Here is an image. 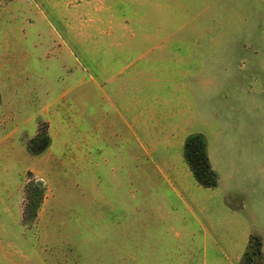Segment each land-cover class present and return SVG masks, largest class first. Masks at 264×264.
I'll return each mask as SVG.
<instances>
[{"label": "rangeland", "instance_id": "rangeland-1", "mask_svg": "<svg viewBox=\"0 0 264 264\" xmlns=\"http://www.w3.org/2000/svg\"><path fill=\"white\" fill-rule=\"evenodd\" d=\"M0 264H264V0H0Z\"/></svg>", "mask_w": 264, "mask_h": 264}, {"label": "trees", "instance_id": "trees-1", "mask_svg": "<svg viewBox=\"0 0 264 264\" xmlns=\"http://www.w3.org/2000/svg\"><path fill=\"white\" fill-rule=\"evenodd\" d=\"M198 143L200 145V151L197 154V156L199 158V156H203L204 155V153H203L204 143H202V141L201 142H198ZM186 155L188 157L189 156V153L186 152ZM188 160L190 161L191 169L193 171V174H194L195 178L198 180V182L200 184H203L205 186H210V187L216 185L215 179H213L211 182H209V181L205 182L206 180H204V178L206 177L207 174L208 175H212V172L209 169V167H208L207 164L206 165L204 164V166L200 168V166H199L200 164L199 163L198 164H195L190 157H188ZM204 160L206 161L205 158H204ZM255 251H256V253L258 255H261L260 254V249H259V243H258V248H256Z\"/></svg>", "mask_w": 264, "mask_h": 264}, {"label": "water", "instance_id": "water-1", "mask_svg": "<svg viewBox=\"0 0 264 264\" xmlns=\"http://www.w3.org/2000/svg\"><path fill=\"white\" fill-rule=\"evenodd\" d=\"M37 185H42V183L38 181V182H37Z\"/></svg>", "mask_w": 264, "mask_h": 264}, {"label": "crops", "instance_id": "crops-1", "mask_svg": "<svg viewBox=\"0 0 264 264\" xmlns=\"http://www.w3.org/2000/svg\"><path fill=\"white\" fill-rule=\"evenodd\" d=\"M200 206L202 207L201 203H199L198 207H200Z\"/></svg>", "mask_w": 264, "mask_h": 264}]
</instances>
